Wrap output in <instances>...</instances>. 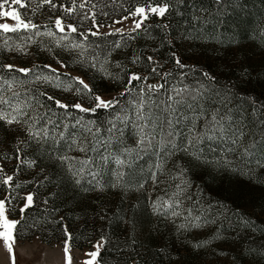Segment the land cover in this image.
<instances>
[{"label": "trees", "instance_id": "obj_1", "mask_svg": "<svg viewBox=\"0 0 264 264\" xmlns=\"http://www.w3.org/2000/svg\"><path fill=\"white\" fill-rule=\"evenodd\" d=\"M29 1V5H32L31 9L19 8L24 18L32 19L37 23L40 12L48 10L55 17H61L65 25L77 26L78 33L69 35L75 36L79 43L86 46L83 56L80 49L79 54L72 57L71 65L66 64V59L56 57L50 63L56 68L60 65V61H63L67 65L65 68L72 70V73L68 74L57 68L65 86L69 85L70 77H77L74 75L76 72L85 82H89L87 75L93 76L90 77L92 80L89 83L98 93H114L117 94L114 97H120V93L124 91L126 74L137 72L142 76H148L146 82L148 84L164 85V88L154 95L156 103L163 108L162 102L166 101L169 95H174L172 91L174 88L187 86L190 90L197 89L203 83L208 88V91L204 93L207 99L201 97L200 105L209 109L211 104H215L221 116L227 114L235 122V126L244 129L246 141L250 140L253 135L257 138V129L261 127V121H264V108L260 107L264 105L263 92H260L257 87V83L261 80L250 76V83L241 87L225 84L222 81L217 83V80L206 82L204 79L206 77H202L203 73L200 70L187 65L178 43L185 38L194 44L206 41L212 44L233 45L249 38L264 46V0H220L219 3L217 0H170L169 14L164 18L151 17L145 22L147 32L141 30L138 33H132L135 39H130L128 35L121 38L118 35L100 34L88 35L86 40L82 34L87 33L84 32L86 26H92V21L86 17L94 15L100 25L105 24L128 15L130 10L145 3L146 0H88L84 9L79 7L81 0H76L75 5H73V0H54L56 8L48 5L37 7L38 0ZM73 7L75 11L71 15L64 12L65 8ZM165 25L168 27H164ZM49 26L53 34L62 35L55 30L54 23ZM28 35L30 34L23 32L7 34L11 37L8 38L11 39V43L25 45L28 54L23 55L16 52L17 54H13L9 59L2 58L1 51L8 53L9 50L3 44L0 47V66L14 64L17 67L42 68L48 63V61H41L33 49L35 43L26 39ZM113 42L121 44L120 48L126 52L125 58L127 62H130L129 66L124 65V56L120 53L122 51L118 52L119 49L114 46ZM133 42L135 46L132 50L128 48V45ZM173 53L188 67L177 68L174 63L176 57H173ZM134 55H140L143 59L133 63ZM150 55L163 65V68L159 69L160 72H171L172 76L161 79L159 74L151 73V67L158 65L147 63V57ZM26 56L31 61L26 60ZM93 57L98 58L97 67L105 66L107 72L113 77L119 74V79L109 78L111 85L100 83L96 72L97 67H90ZM181 73L185 75L182 77ZM14 77L22 90L19 92V97L14 96L12 102L31 105L30 108L25 109L29 116L37 119L43 117L39 119L36 128L50 129L47 140L40 143L32 140L26 150L19 145L24 160H35V164L30 167L27 164L17 167L19 162L14 158L17 144L12 139L8 143L0 144V168H3L4 173L13 175L15 184L20 185V187H15V185L9 187L0 184V199H4L5 196L11 199V203L6 206L9 216L20 220L23 197L28 193L33 194L34 197L33 206L27 210L25 219L18 226V241L22 243L38 238L47 245L61 244L62 226L67 225L76 237L72 244V248L76 250L81 251L91 247L86 239L79 238L81 232H84L86 238L90 236L93 241L101 234L106 237L108 243L101 250V264H174L172 257L174 255L168 250L167 241L156 245L155 237L159 234L153 232L145 236V222L149 220L151 223V220L144 217L147 214L145 210L142 212V198L138 196L142 193V187H140L142 181L146 183L150 173L156 171L155 165L159 156L154 153L161 150L160 136H156L152 147L145 144L143 148H138L139 134L133 124L123 123L116 119L118 115L125 114L135 119V113L129 101L136 98L138 89L145 87V84L134 82L136 89L127 97L121 98V104L114 110L102 109L95 114H85L70 108L66 113L63 109L55 107L53 101L47 100L40 93H47L69 105L73 102L64 100L50 90L39 89L35 74L26 78L19 73H10L0 67V87L3 90L7 85L4 81H12ZM18 81H25V83L21 84ZM51 83L57 85L59 82L53 79ZM70 86L76 87L75 84ZM62 87L64 86H60ZM237 90L240 92H236ZM220 91L231 93L227 101L217 95ZM41 104L45 106L41 107ZM121 109L129 111L123 112ZM183 111L189 119L194 115L186 108ZM211 113L207 110V119L211 118ZM81 117H83V127L81 125L73 127L75 120ZM49 119L52 124L47 123ZM88 121L95 123L89 124ZM232 121L226 119L225 123H232ZM205 123L206 119L201 117L196 121L197 128L203 131ZM113 124L121 131L115 129L109 131ZM187 124L188 121L181 119L176 125L177 135L174 138L176 143L182 140L181 132L184 136H189L186 130ZM65 125L68 127L65 128ZM89 128L91 131H88ZM97 128L100 129L99 132L96 131ZM60 132H64L65 139H60ZM3 136V132H0V138ZM129 138H136V140L128 143ZM184 143L186 144L187 141L185 140ZM81 147H85L86 152L80 151ZM223 148L224 146L219 141L205 137L200 142L194 141V146L190 151L180 150L172 155H166L163 169L167 170L168 176L171 172L175 175L170 180V186H174L177 179L186 184L192 183L194 190L192 191V187L189 188L185 196L190 197L189 207L191 206L193 211L198 210L196 213L200 217L211 218L221 226L244 229L250 223V219L247 216L242 217L235 211L239 206L236 203L238 198L236 194L239 189H236L233 183L238 175L243 178L248 176L247 173L242 175V172L236 170L239 166L246 168V164L229 154L228 159L232 160L233 164L235 162L237 164L231 168L224 167ZM126 150H128L127 153ZM193 152L199 153L202 158L196 159ZM116 155L126 161L123 166H118L114 162L113 157ZM62 157L65 159H61ZM102 157H110V159L104 162ZM84 160H88V163L82 164ZM81 169H83L82 172ZM181 170H183V177L178 175ZM118 171L122 172L123 176L119 186L113 187ZM92 173L96 174L95 180ZM250 175L253 176L254 172ZM77 179L80 180L79 184L76 183ZM257 179L264 188V175ZM96 180L105 185L103 192L85 191V189L92 188ZM45 200L47 203L44 202ZM101 216L103 219H100ZM61 217H63L62 221ZM242 229L239 230L240 234L244 232ZM240 236L241 239H245L244 234Z\"/></svg>", "mask_w": 264, "mask_h": 264}, {"label": "snow or ice", "instance_id": "obj_2", "mask_svg": "<svg viewBox=\"0 0 264 264\" xmlns=\"http://www.w3.org/2000/svg\"><path fill=\"white\" fill-rule=\"evenodd\" d=\"M220 0H217L219 3ZM76 0H73V5H75ZM88 3V0H81L79 7L84 9ZM16 5L19 8H26L29 5L25 3V0H0V34L5 37L9 33H29L27 36V40L30 42L33 40L34 36L47 35L52 36V31H47L42 33L40 31L41 26L35 23L32 19H26L22 17V14L16 9ZM44 5H48L51 8H56L57 5L54 3V0H38L37 7H43ZM171 9L170 0H146L145 3L136 6L134 9L128 12V15L113 21L114 25H122L125 21L131 19V27L127 30V35L130 39H135V36L132 33H138L141 30L147 32V27H145V22L148 21L151 17L155 16L158 18L166 17ZM75 11V7L73 8H65L64 12L68 15H71ZM92 21V26L88 30L87 33H83V37L86 40L88 35L96 36L100 35L99 28L102 25L95 19V16L86 17ZM13 21V23H8L7 21ZM112 25H109L111 27ZM164 27H168L165 25ZM54 28L57 32L61 33V41L67 39L69 34L78 33L77 26L73 24L65 25L63 19L61 17H57L54 21ZM92 29H96V31H92ZM126 32L124 28H114V30L110 33H105V35H118L121 38L125 36ZM116 48L121 47L119 42H113ZM163 43V41L161 42ZM4 45L9 48L10 51H15L17 53L27 55V50L25 45H9L8 39L4 40ZM66 46V45H59ZM71 47L81 49V55H84V51H86V46L82 43H72ZM173 57H176V54L173 53ZM143 59L140 55L133 56V63H136L138 60ZM98 58L93 57L92 63L90 67H97ZM147 63L152 65L153 63H157L158 66L151 67L150 71L153 74H159L161 79H166L169 76H172L171 72H160L159 69L163 68L162 64H159L155 61L153 56L147 57ZM174 63L177 68L184 69L188 66L183 63V61L176 57ZM61 67H67L60 61ZM6 69L8 72L19 73L23 77H30L35 74V80L37 81H45L51 82L53 79L58 81V87L64 86L65 90H70V85L75 84L76 87L74 90L78 95L86 96L88 100L91 101L89 106H85L82 102H76L71 105L62 102L59 99H56L54 96L47 95V93L41 92L40 95L46 97L47 100L53 101L55 107L59 109H63L66 113L69 109H75L80 113H91L95 114L98 110H114L118 105L121 104V98L127 97L134 89H136V84L134 82H141L145 84V87H140L138 89L136 98L129 101L132 105V110L135 113V119L133 120L131 116L118 115L116 117L117 120L123 123H132L136 128L139 134V140L137 143L138 148H143L145 144L148 147H152V142L156 139V136H160V152L154 153L159 156V160L155 165L156 171L150 173L151 179L154 184H159L160 178L159 173L163 171V165L166 160V155H172L175 151H190L194 146L195 142H200L203 138L207 137L209 140H217L223 146L222 152L224 153V167H234L233 161L228 159V155H232L234 158L244 162L245 164H251L255 161L256 165L260 168H264V129L260 130L259 139L256 138L255 135L248 141L245 140V131L240 126H235V122L232 121L230 116L225 114L221 116L220 110L216 109L212 111L211 118L207 119V109L202 107L199 103L201 97L205 100L207 99L204 96V92L208 91V88L201 83L199 88L197 89H189L187 86L183 88H174L172 91L174 95H169L166 101H163V108L160 107V104L156 103L154 100L155 93L159 92L164 88L163 84H148L147 75H140L137 72H128L126 74L127 78L124 82V91L120 93V97H113L111 99H105L102 94L98 93L94 86H92L89 82H85L84 79H81L79 76L70 77L69 85L65 86L64 82L61 80V74L57 68L52 67L51 64H45L42 68L39 67H17L14 64H7L0 66ZM118 67H122L118 65ZM103 75L109 77L110 79H119V74L113 77L111 73L107 72L106 69L101 65L99 69ZM242 72L244 74L247 73V68H243ZM51 74V75H49ZM185 74L181 73L183 77ZM203 75L208 79L215 81L216 77L211 75L208 72H204ZM17 80L14 77L12 81H4L8 85V90H12L13 83H16ZM19 83H25V81H18ZM243 83V81L241 82ZM203 90V91H201ZM3 92V88L0 87V93ZM188 93V95H185ZM194 93V94H193ZM220 97H222L225 101L228 100L229 95L231 93H225L224 91H220L217 93ZM13 96L19 97V93L13 92ZM178 97V98H177ZM151 101V103H149ZM191 101V102H190ZM39 103V101H37ZM41 107L45 105L41 104ZM31 105H25L21 103H13L12 97L5 98L4 95L0 94V131L3 132L6 142L9 137L12 138L13 142L17 144L15 159L18 160L17 167H22L27 164L29 167L35 164V160L26 161L21 156V150L19 148L20 144H27L30 140H35L37 143L41 141L47 140L49 138L50 129L46 127H42L40 129L36 128V124L39 123V119H43V117H30L28 112L25 110L26 108H30ZM264 108V105L260 106ZM194 113L193 117L189 119V117L183 111L184 109ZM147 109V110H146ZM123 112L129 111L128 109H121ZM201 117L206 119L205 127L203 131H200L197 128L196 121ZM181 119L188 121L186 125V130L189 133V136H184V133L181 132L180 135L182 140L180 143H176L175 136L177 135L176 125H178ZM232 121V123H225V120ZM83 117L75 120L76 125H82ZM47 123L52 124V121L49 119ZM89 124H94V121H88ZM111 123V122H110ZM261 124L264 125V121H261ZM53 127L55 125L53 124ZM68 126L65 125V128ZM121 131L117 129L115 124H113L112 128L109 131ZM159 130V131H157ZM88 131H91L89 128ZM97 132L100 131L99 128L96 129ZM60 139H65L64 132L59 133ZM25 137L29 138L25 140ZM172 138V139H170ZM187 141L185 144L184 141ZM75 142V141H73ZM170 145V147H169ZM80 151L86 152L85 147H81ZM128 150H126V153ZM193 156L196 159H201L202 156L199 153L193 152ZM65 159V158H61ZM110 157H102L104 162H108ZM114 162L118 166H123L126 161L121 159L119 155L113 157ZM82 164H87L88 160H84L81 162ZM15 170V169H14ZM81 172L83 169L80 170ZM251 171V169H249ZM76 173H74L75 175ZM180 177H183V170L178 174ZM93 179H96V174L92 173ZM123 173L118 171L116 173V183L113 184V187L119 186V182ZM203 179V177H201ZM215 179V177H213ZM76 183L79 184L80 180L77 179ZM0 184L5 186H13L20 187L19 184H15L14 176L4 173L3 168H0ZM105 185L101 184L99 180H96V184L93 185L92 188L85 189V191H93L97 190L103 192ZM143 187V184L140 185ZM177 192L173 195L178 197L180 193L184 192V188L181 187L180 184L176 185ZM23 204L20 207V220L10 219L6 214V206L11 203V199L8 196H5L4 199H0V241H2L5 251L8 256V264H17V256L15 252V247L18 243L19 239V229L18 226L21 224V221L25 219V213L29 208H31L34 204L33 194L28 193L23 197ZM47 203V200L44 201ZM181 205L182 201L180 199L173 200L169 198L167 201H153L152 208L153 211L157 215H163L166 218H170L173 221L176 218L181 216ZM161 208H164L163 213H161ZM103 219V216L100 217ZM63 217H61V221ZM185 224H181V229H189V228H200L208 221L202 220L199 216H194L191 209H186V215H184ZM63 231V259L64 264H74V258L72 256V244L76 239L74 237L72 231L69 229L67 225L62 226ZM80 239H86V242L91 245L92 250L83 252V259L80 264H101V250L108 243L106 237L104 235H99L98 239L93 241L91 237H85L84 232H81Z\"/></svg>", "mask_w": 264, "mask_h": 264}, {"label": "rangeland", "instance_id": "obj_3", "mask_svg": "<svg viewBox=\"0 0 264 264\" xmlns=\"http://www.w3.org/2000/svg\"><path fill=\"white\" fill-rule=\"evenodd\" d=\"M29 2V0L25 1L28 5ZM31 6L32 5H29L26 8L31 9ZM15 7L18 11H20L18 5ZM56 18L57 17H55L52 13H49L48 10L43 12L41 11L39 18H37V24H43L40 31L42 33L51 31L49 25L54 23ZM118 19L101 24L102 27L99 28V33H110L114 30V28L120 27L125 29L126 36L127 30L131 27L132 21L129 19L122 25H114L113 21ZM7 22L13 23L11 20ZM109 25L112 26L109 27ZM90 28L91 26H86L84 32H88ZM92 31H96V29H92ZM60 37L61 35L55 34L52 36L42 34L40 36L33 37V40L31 41L35 43V45H33V49L39 55L41 61H48L50 64L54 61V57H56L57 59H66L67 63H65L71 65L72 57L80 52V49L71 47V44L79 42L75 36L68 35L67 39L63 41H61ZM6 38L8 39L11 37H5L0 34V47L4 44V40ZM10 40L11 39H8L9 45H14V43H11ZM198 43L199 44H194L192 41L190 42L185 38L178 43L179 50L183 54L185 62L189 67L200 70L202 73L208 71L211 75L216 77L217 83L222 81V83L232 84L233 86L235 85L241 87L242 85L250 83V76L251 78L257 77V79L261 80L257 83V87L260 92H263L262 96L264 97L263 45H261L258 41L251 40L249 38L233 45L212 44L206 41H199ZM61 44L66 46H59ZM134 46L135 44L133 42L128 45V48L132 49ZM118 49V52L123 50L120 47ZM120 53L121 56H124V65L129 66L130 62H127V58H125L126 52L122 51ZM1 54L2 58L9 59L13 56V54L15 55L17 53L9 50L8 53H3L2 50ZM26 58V60L31 61L28 56H26ZM100 66L101 65L96 68L97 76L100 78V83H107V85H111L109 77L103 75V73L99 70ZM103 67L106 69L105 66ZM56 68L68 74L72 73L71 69L61 67V65H58ZM243 68H247L246 74L242 72ZM74 75L83 79L76 72ZM201 75L202 77H205L203 74ZM86 77L90 82V80H92L90 77L93 76L87 75ZM204 79L206 82H210L207 78ZM242 81L243 83H241ZM37 85L42 91L50 90L68 102L76 103V101H80L85 105L91 104V101L88 100L86 96L78 95L74 90H71L74 89V87L70 86V90H65L64 87L60 88L51 82L49 83L42 80L37 81ZM20 90H22V87L16 82L13 83L12 90H8V85H6L2 95H4L5 98L12 97L13 99V92L19 93ZM240 91L237 90L236 92ZM102 95L105 99H111L117 94L112 93ZM215 106V104H211L207 110L212 112L216 110ZM262 129H264V125H261V127L257 129V139H259V133ZM3 138L4 140H2ZM11 139L12 138L9 137L6 142H2V144H0L3 145L4 143H8ZM28 139L29 138L25 137V140ZM133 140L135 141L136 138H129L128 143ZM0 141H5V137L3 136L0 138ZM31 143L32 140L28 142V145L20 144V146L22 145V147L26 150L29 148ZM236 164L237 163L235 162L234 165ZM249 169H251V171H249ZM233 170L234 168L232 171ZM236 170L242 172V175L244 173L248 174V176H245L244 178L238 175L236 181L233 183L235 184L236 189H239L237 191L238 194H236L238 197L236 203L239 206L236 207L235 211L240 213L242 217L247 216L250 219V223L246 225V228L244 229L239 227L221 226L220 224L214 222L211 218L200 217V215L196 213L198 210H194V212L191 209V206L189 207V202L191 203V201H189L190 197L185 196V192L188 191L189 188L191 189L192 187V191L194 190L192 183L189 182L186 184L177 179L174 186H170V180L175 177L173 172L169 174V176L171 175L169 177L167 170L163 169V171L159 173L161 182L158 185L154 184L151 176L148 177L149 180L146 183H143L142 181V193L138 196H141L142 198V212L145 210V214H147L144 217L151 220V223H149V220H146L145 222V236L153 234V232L154 234H159L155 237L154 243L156 245H160L163 241H167L168 250L174 255L172 256L175 261L174 264H264V188L257 179V177H262L264 175V168H260L253 163L246 164V168L239 166ZM253 172L254 175H250ZM194 174L196 175L195 172ZM177 184H180L181 187L184 188V192L180 193L178 197L173 195L177 192ZM157 198H159V201H167L169 198H172L173 200L180 199L182 201L180 209L181 216L173 221L170 218H166L162 214L157 215L152 208V203L153 201H157ZM186 209H191L194 216H199L202 220L208 221V223H205L200 228L181 229L180 225L186 223L184 220ZM160 211L163 213L164 208H161ZM6 214L9 216L7 208ZM9 218L16 220L10 216ZM151 227H153V231H151ZM241 229L244 232H241L240 234L239 230ZM242 234H244L245 239H241L240 235ZM62 248L63 243L47 245L41 242L38 238L22 243L18 241L15 247L17 264H64ZM88 250H92L91 247L81 251L72 248L71 254L74 258V264H80L81 260L84 258L83 252ZM0 264H8V256L2 241H0Z\"/></svg>", "mask_w": 264, "mask_h": 264}]
</instances>
